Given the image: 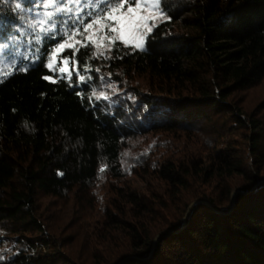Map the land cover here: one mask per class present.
<instances>
[{"label":"trees","instance_id":"obj_1","mask_svg":"<svg viewBox=\"0 0 264 264\" xmlns=\"http://www.w3.org/2000/svg\"><path fill=\"white\" fill-rule=\"evenodd\" d=\"M34 3L0 0L1 40ZM160 10L70 81L58 31L0 80V264H264V0Z\"/></svg>","mask_w":264,"mask_h":264},{"label":"snow or ice","instance_id":"obj_2","mask_svg":"<svg viewBox=\"0 0 264 264\" xmlns=\"http://www.w3.org/2000/svg\"><path fill=\"white\" fill-rule=\"evenodd\" d=\"M55 2L56 0H48L44 7H52ZM80 2L81 0H67L69 5H79ZM160 5L161 0H113L112 3L107 5L102 14L97 15L83 26V31L80 28H74L67 34L52 50L47 67L50 70L56 71L57 59L60 58L62 52L69 48L73 49L71 62L75 64V55L79 51L77 45L88 47L91 44L99 50L101 48H110L117 41H120L124 46L131 45L135 48H141L146 34L152 31L153 27L156 26L155 21L161 17ZM57 12L72 13L73 8L71 6L57 7ZM45 15L50 19L53 13L48 12ZM43 23L44 21H41V24ZM109 33L112 35H109ZM77 37H83V39H77ZM69 63V57L60 58L61 66L58 68V71L66 73L67 77L71 79L72 70L68 67ZM21 70H26V68ZM0 74L7 76L12 73L11 71L0 69ZM44 79L51 80L53 83L56 82L52 77L45 76ZM79 79L83 81L84 77L80 76ZM93 95L96 96V93L93 92ZM101 97L108 99L104 93L96 96L97 99Z\"/></svg>","mask_w":264,"mask_h":264},{"label":"rangeland","instance_id":"obj_3","mask_svg":"<svg viewBox=\"0 0 264 264\" xmlns=\"http://www.w3.org/2000/svg\"><path fill=\"white\" fill-rule=\"evenodd\" d=\"M105 1L106 0H81L79 5H69L67 0H56L54 6L45 8L44 5L48 2V0H35L32 8H22L21 22L17 27V35L12 34L10 38L0 39V69L11 71V73L24 71L21 69H27L36 59H32L30 54L33 53L34 44L40 39L42 34L58 31L62 34L64 39L74 28H80L81 31H83V26L85 24L89 23L97 15L102 14L103 11H101L100 5ZM68 6L73 8L72 13L57 12V7ZM48 12L53 13V16L50 19L45 15V13ZM160 12L161 17L155 21V24H159L166 20L165 14L161 10ZM77 13L79 14L78 16ZM41 21H44V23L41 24ZM85 35H87V33H85ZM109 35L112 34L109 33ZM77 39H83V37H77ZM143 46L141 48H143ZM77 47L79 50L83 48L79 45H77ZM88 47L92 53L90 55L91 60L101 65L103 60L99 57V55L103 56L105 50L108 48H101L97 50L91 44H89ZM72 52L73 49H66L60 54V58H70L68 67L72 70V76H76L78 75L77 62L75 64L71 62L70 55L72 56ZM93 53H95V55H93ZM18 56L22 58V61ZM60 58L57 59L56 71H58V68L61 66ZM7 76L0 74V80ZM59 77L66 81L71 80L67 77L66 73L59 72Z\"/></svg>","mask_w":264,"mask_h":264}]
</instances>
